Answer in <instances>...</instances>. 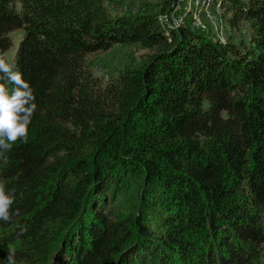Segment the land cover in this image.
Instances as JSON below:
<instances>
[{
	"label": "trees",
	"instance_id": "16d2710c",
	"mask_svg": "<svg viewBox=\"0 0 264 264\" xmlns=\"http://www.w3.org/2000/svg\"><path fill=\"white\" fill-rule=\"evenodd\" d=\"M225 6L247 46L186 17L172 29L163 9L0 0V56L21 31L11 62L38 105L28 143L0 156L19 210L0 264L9 247L16 264H264V0ZM118 44L156 53L102 85L86 56ZM131 190L128 215L107 209Z\"/></svg>",
	"mask_w": 264,
	"mask_h": 264
},
{
	"label": "rangeland",
	"instance_id": "374dc122",
	"mask_svg": "<svg viewBox=\"0 0 264 264\" xmlns=\"http://www.w3.org/2000/svg\"><path fill=\"white\" fill-rule=\"evenodd\" d=\"M196 0H180V5H172L173 8H166L160 0H103V5L109 10L111 14H155L160 10L164 13L170 12V15H163L167 19L177 20L182 16L185 10L192 9ZM189 12V11H188ZM215 16L214 22L208 23V33L219 42H226L227 40L234 43H244L245 46L249 44L250 26L247 22L240 24L239 28H230L227 23V16L229 12L226 6L218 10H212ZM188 20H193L192 14L189 12L186 15ZM185 20V18H184ZM22 35L21 31H14L11 33L13 45L5 53V57L12 61L15 56L16 48L19 39ZM221 40V41H220ZM156 53L155 50L141 49L137 44H118L112 46L107 51L97 52L86 56L85 62L91 73L101 82L102 85L116 79L120 74L126 72H137L142 68V65L147 59ZM127 196L119 197L115 203L108 205L107 209H113L118 215H128L129 203L127 201H134L136 191L131 190L128 198ZM127 203V204H126ZM126 206V207H125Z\"/></svg>",
	"mask_w": 264,
	"mask_h": 264
},
{
	"label": "clouds",
	"instance_id": "9594fccd",
	"mask_svg": "<svg viewBox=\"0 0 264 264\" xmlns=\"http://www.w3.org/2000/svg\"><path fill=\"white\" fill-rule=\"evenodd\" d=\"M35 90L24 79L16 63L0 56V156L17 143H28L30 125L37 111ZM16 193L0 181V221L9 223L19 210H13ZM20 228V233L26 232ZM6 264H16L15 249L9 247Z\"/></svg>",
	"mask_w": 264,
	"mask_h": 264
},
{
	"label": "built area",
	"instance_id": "2783aa9c",
	"mask_svg": "<svg viewBox=\"0 0 264 264\" xmlns=\"http://www.w3.org/2000/svg\"><path fill=\"white\" fill-rule=\"evenodd\" d=\"M226 0H196L194 7L192 9H188V11L192 14L193 20H191V26L196 30L206 31L208 32V23L214 22L215 16L213 15L212 10H218L225 3ZM187 10L183 13L182 16H179L175 21H171L170 27L175 29L176 27L182 25L184 23V18L186 17ZM168 21L165 16V22ZM221 41V40H220Z\"/></svg>",
	"mask_w": 264,
	"mask_h": 264
}]
</instances>
